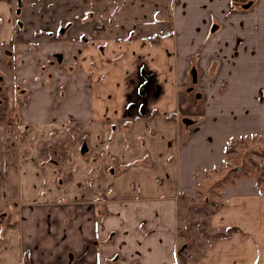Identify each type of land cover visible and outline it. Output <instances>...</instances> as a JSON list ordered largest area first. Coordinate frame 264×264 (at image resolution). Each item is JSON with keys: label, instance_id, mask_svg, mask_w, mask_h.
<instances>
[{"label": "crops", "instance_id": "1", "mask_svg": "<svg viewBox=\"0 0 264 264\" xmlns=\"http://www.w3.org/2000/svg\"><path fill=\"white\" fill-rule=\"evenodd\" d=\"M106 1L87 0L81 9L95 5L101 16ZM229 1L115 0L110 23L100 20L102 27L95 30L91 21H86L88 40L84 48L80 47L79 64L68 63L69 73L62 74L53 66L50 71L55 84L34 88L21 108L22 120L28 127L62 128L71 117L59 118L61 114L55 112V106L65 105L59 97L57 81L63 84L70 79L69 97H74L88 90L89 78L110 80L101 86L104 90L90 88V102L99 104L95 114L90 104L83 118H78L84 121L82 131L91 128L95 136L87 144L82 143L86 151L80 149L75 161L80 176L77 180L84 186L56 178L61 170L56 152L42 155L41 159L37 155L34 165L32 151L24 154L25 143L22 144L11 177L8 175L9 185L5 182L0 186V191H12L15 197L6 200V216L0 221V264H177V239L184 234L178 233L180 210L175 193L193 196L209 182L206 171L226 162L230 142L264 134V93L260 92L264 88V18L258 31L251 25L253 17L264 16V0H237L233 5L239 12L231 13L234 23H229L224 37L231 42L233 36L241 35L242 43L236 48L242 53L239 57L229 56L227 71L219 75L227 80L230 106L223 112L222 108H215L218 112L208 108L207 119L197 122L193 129L186 130L164 118L161 109L166 112V107L158 104L155 118H148L149 106L143 105L146 109L141 118L118 120L117 131H109L107 126L111 128L115 111L126 99L124 85L118 89L113 80L127 81L128 74L118 65L126 63L128 56L142 61L143 49L156 53V46L160 47L166 38L160 36L162 33L172 29L178 32L180 26L198 24L200 17L209 15V20L202 19L199 33L210 35L214 32L209 30L210 16L216 9L232 10ZM54 2L56 9H66L72 0ZM173 2L179 5L174 7ZM248 2L252 5L242 9L241 5ZM98 14L95 15L100 17ZM181 16H186L185 24ZM218 29L214 37L222 31ZM201 42L191 41L181 50L187 54L190 47H200L199 54H210L196 56L199 70L213 64L216 50L212 41L206 46ZM256 52V56H246ZM189 66L183 73L176 69L169 74L171 94H177ZM196 67L192 69L197 79ZM141 68L138 78H142ZM149 70L157 81L168 80L160 78L155 69ZM36 85L40 86L39 82ZM257 92L259 97L262 95L259 103L253 100ZM161 93L165 96V89ZM39 97L44 98L41 103ZM72 110L67 106L66 114ZM194 123L192 120L185 126ZM99 159L105 166L98 168L95 164L93 168ZM87 176L92 177L88 184ZM257 179L254 174L242 175L217 191V204L206 219L209 240L194 264H264V181Z\"/></svg>", "mask_w": 264, "mask_h": 264}, {"label": "rangeland", "instance_id": "2", "mask_svg": "<svg viewBox=\"0 0 264 264\" xmlns=\"http://www.w3.org/2000/svg\"><path fill=\"white\" fill-rule=\"evenodd\" d=\"M175 1L178 2V0ZM224 1L225 0H222V2ZM229 2L232 10L229 9L228 11H223L222 8L216 9L214 14L210 16L212 20L210 28L213 22L217 25L215 29L216 31L211 32L210 35H202L199 33L201 31L202 19L207 18L209 20V15H207L206 17H200L198 19V24L191 23L185 25V27L182 25L179 27L178 32L176 30L173 31L172 29L167 34L162 33L160 36L166 38L161 40V46H156V53H152V51H149L148 49H143L141 53L142 61H139V59L136 61L128 56L126 63L118 65L121 67V70H125L126 74H128L127 81L125 80L123 82L122 78H119L117 81L116 78L113 80V83L115 85H117L116 82L118 83V89L120 87L123 88L124 85L126 99H124V103L118 108V110L115 111L114 118H112L114 123H111V128L107 126L109 131H117L116 126L118 120H120V122H125L135 117L141 118L142 114L138 110L140 103L144 106H149L148 111H150V113L148 118H155L158 116V104H163L164 107H166V112L161 109L164 118L179 123L186 130L193 129L192 127H194L197 122L202 121L204 118L207 119L206 116L209 115V113L207 114L208 108L214 107L216 112L219 110L215 108H222V112L228 110V107L230 106V103L227 100L228 83L227 80L220 77L227 71L225 67L230 61L228 57H239L240 53H242V51L238 52V48L236 47H238L243 40L241 35H236L232 37L231 42L225 41L224 36L228 25L229 23H234V18L231 16V13L239 12L233 8V5L237 0H230ZM172 4L174 7L179 5L178 3L175 4V2ZM187 4L188 3H186V5ZM103 5H105V8L104 10L101 9V16L98 14V9H96L95 5H87L85 9L86 15L84 16L85 20L91 21L92 19H95L103 20L104 22L111 21L113 9H115L114 6L116 5L115 0H107ZM239 6L240 4L237 5L238 8ZM96 12L100 17L95 15ZM263 18L264 16L261 15L252 18L251 25L253 28H256V31L262 27ZM181 20L185 24L187 20L186 16H181ZM219 27L222 31L214 37L213 34L219 30ZM210 28L209 30L211 31L212 29ZM170 39L171 41L169 42ZM200 40L202 41L201 46L212 41L216 49L214 57H212L211 60V62L213 61V64L207 67V69H202L203 71L196 67L197 65L200 66L196 56H210V54H199V50H201L200 47H190L187 54L185 52L182 53L181 51L184 44L187 43L186 45H189L191 41L195 42ZM244 52L246 51L243 50V53ZM253 55L256 56L257 52L253 54L249 53L246 56ZM13 59L14 58L12 57H7L0 65V76L4 78L0 79V88H3L5 93L7 92L8 102L10 103L6 119L0 122V173H2V177L7 183L9 182V178L11 177L10 173H12L14 169L13 162L15 161V158L20 156L22 151L21 145L25 143L23 146V150L25 151L24 154L27 155L32 151L30 157H32V159L35 158L31 164L35 162L34 165H37L38 158L41 159L43 156L46 157V155L52 156V154L56 152V157L58 158L59 163H61V170L56 174V178L60 177L64 183L69 182L71 184L74 183L76 186L77 184L84 186L83 183L78 182L77 180L80 176H78L79 168H77V163H75V161H77V156L80 153L82 143L85 142L87 144V141L94 136L92 133L94 130L86 128V132H83V126L81 123L84 121L78 118H83L84 110L87 109L90 104L94 107L95 114L99 104L98 102H95V100H93L95 102L94 104L93 101L90 102V88L99 91L104 90L101 86L104 83L109 84L110 80H106V77L102 79L101 77L99 79L89 78L86 83L88 90H84L80 96L74 97H69L70 90L68 85H70V79L63 84L60 83L62 82L61 80H58L57 86L59 85L60 87L59 97L60 99H63L62 102L65 101V105L62 108L55 106V109H57L55 112L61 114L59 118L70 116L71 121L66 126L63 125L62 128L55 126V128H49L47 130L39 128L37 125H35V127L30 126L28 128L29 134L25 135V138L27 136V140L24 138V135L22 136L23 139H21V134L25 131L22 126L23 124L25 125V123L20 122V108H22L23 103L26 104L28 96H17V99L10 95L11 91L15 89L14 86L20 85L18 82H15V78L18 79V77L12 74V70L10 69L13 66L11 62ZM117 60L113 61L112 64L117 62ZM225 61H228V63H225ZM233 63L235 64L236 62L233 61ZM189 64L188 74L186 72V78L182 81L179 89H177V94H171L172 83L169 82V74L171 72L173 73L176 69L181 70L180 73H183V69ZM193 66L196 67L197 70L196 83H192L190 75ZM139 67H143L145 73L153 76L150 87L151 91L144 97H140L137 94V86L142 82L137 74ZM149 68L155 69L160 78H168V80L165 83L164 79L157 81L156 75L153 74V71L149 70ZM209 72H211V74H209ZM208 75L211 76L208 77ZM7 77L11 79H6ZM37 81L38 80H36V82ZM163 89L166 91L165 96L161 93ZM167 90H169V92ZM159 92L160 94H158ZM260 92L263 94L264 88L260 89ZM42 99L44 98H37L38 103H41ZM261 99L262 95L259 97L258 92L254 93L253 100L255 102L259 103ZM130 103L133 104L131 107L133 109H129L128 104L130 105ZM67 106H69L70 109L73 108L68 114H66ZM63 112H65L66 115L62 114ZM117 112H119V114H117ZM92 120L94 121V118H91L90 121ZM182 120H194L195 123L186 127V124L182 123ZM124 128H126V125H124ZM124 131H126V129ZM83 133L86 134L84 135ZM93 138H95V136ZM31 139L32 141L29 142L28 140ZM20 140H22V142ZM228 149L230 150L227 153ZM226 154V162L222 166L206 171V182H208V180L209 182L206 183V186L203 185V189L193 193V196H186L187 194L184 193H175L174 195L178 201L180 210L178 233L184 234V236L177 239L178 244L176 247V253H180L179 255L177 254V264H194L197 257L207 244L209 239H206V219L213 206H216L217 204V191L224 184H229L230 182H233L234 178L236 179L247 174H254L259 179L264 178V134L257 137H248L246 139L240 138L230 142L226 149ZM95 164L98 165V168L105 166V164L101 163L100 159L97 163L94 162L92 164L93 168ZM8 169H10V171L7 174ZM5 170L6 176L4 173ZM55 171L58 172V168L55 169ZM8 175L10 176L9 178ZM103 178L104 177H102V179ZM91 179L92 177L90 176L86 177L87 184L90 183ZM69 189L71 190L73 187L71 186ZM2 199L7 200V202L9 199H15L14 193L9 190L6 192L0 191V200ZM2 210L3 207L0 204V211Z\"/></svg>", "mask_w": 264, "mask_h": 264}, {"label": "flooded vegetation", "instance_id": "3", "mask_svg": "<svg viewBox=\"0 0 264 264\" xmlns=\"http://www.w3.org/2000/svg\"><path fill=\"white\" fill-rule=\"evenodd\" d=\"M86 3L87 0H72L71 5H66V9L59 7V10L56 9L54 0H0V65L7 57L14 58L10 69L19 79L15 78V82L20 84H15L10 95L18 99L17 96H29L35 86L51 87L55 84L50 71L53 66L60 68L62 74L69 73L71 66L68 63L79 64L80 47L84 48L88 40L85 33V9H81ZM91 23L95 30L102 27L100 20L92 19ZM213 26L217 25L213 23L211 29ZM139 74L142 82L137 86V94L138 87L145 83L147 77H151L142 68ZM40 77L43 78L39 81ZM0 79L4 78L0 76ZM38 82L40 86L36 85ZM151 83L152 77L150 87ZM146 94L138 95L144 97ZM9 106L7 92L0 88V122L6 119ZM20 119L22 123V114ZM29 127L23 124L25 131L21 134V139L23 135L25 138L29 134ZM25 139L27 140V136ZM28 141L31 142L32 139ZM49 160H52L51 156ZM53 162L56 163L57 160ZM2 176L0 173V186L6 182ZM0 204L3 207L0 211L1 221L6 216V200H0Z\"/></svg>", "mask_w": 264, "mask_h": 264}, {"label": "water", "instance_id": "4", "mask_svg": "<svg viewBox=\"0 0 264 264\" xmlns=\"http://www.w3.org/2000/svg\"><path fill=\"white\" fill-rule=\"evenodd\" d=\"M251 6V2H248V3H245V4H242L241 5V8L242 9H247ZM216 29V26H213L212 27V31ZM190 74H191V79H192V83H196L197 79H196V71L195 69H192L190 71ZM150 82H151V77H147L146 80H145V83L144 84H141L139 87H138V94L139 95H144L148 92L149 90V87H150ZM133 104H131L130 106H132ZM139 112L141 114H143L145 112V108L143 105L140 106V109H139ZM186 125H189L192 123L191 120H184L183 121ZM81 151L84 152L86 151V147L85 145L82 146L81 148Z\"/></svg>", "mask_w": 264, "mask_h": 264}, {"label": "trees", "instance_id": "5", "mask_svg": "<svg viewBox=\"0 0 264 264\" xmlns=\"http://www.w3.org/2000/svg\"><path fill=\"white\" fill-rule=\"evenodd\" d=\"M98 0H93V2H97ZM258 180V182H261V181H264L263 179H257Z\"/></svg>", "mask_w": 264, "mask_h": 264}, {"label": "bare ground", "instance_id": "6", "mask_svg": "<svg viewBox=\"0 0 264 264\" xmlns=\"http://www.w3.org/2000/svg\"><path fill=\"white\" fill-rule=\"evenodd\" d=\"M145 79V78H144Z\"/></svg>", "mask_w": 264, "mask_h": 264}]
</instances>
